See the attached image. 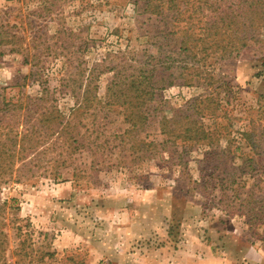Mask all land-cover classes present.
<instances>
[{
    "label": "rangeland",
    "instance_id": "rangeland-1",
    "mask_svg": "<svg viewBox=\"0 0 264 264\" xmlns=\"http://www.w3.org/2000/svg\"><path fill=\"white\" fill-rule=\"evenodd\" d=\"M148 1L0 0V264H264V44Z\"/></svg>",
    "mask_w": 264,
    "mask_h": 264
},
{
    "label": "trees",
    "instance_id": "trees-1",
    "mask_svg": "<svg viewBox=\"0 0 264 264\" xmlns=\"http://www.w3.org/2000/svg\"><path fill=\"white\" fill-rule=\"evenodd\" d=\"M153 0L148 1L147 3H151ZM159 4L156 6L157 9H161L164 5L171 6L177 8L179 5L175 0H157ZM208 3V2H206ZM245 4V5H244ZM235 9L227 8L226 10H222L219 13L216 21L208 22L207 24L210 26L209 29L217 28L215 23L219 20L226 29H233L236 25H239L240 28H235L234 32L239 33L237 36V44L244 46L247 45L250 41L254 40L255 43L264 44V39L258 37L254 32L255 31H263L264 30V0H239L238 4H235ZM240 11V12H239ZM179 14H175L174 18H178V16L182 15V11L178 12ZM217 15V14H216ZM233 16V17H232ZM244 28V29H241ZM251 33V34H250ZM254 33V34H253ZM217 34V33H216ZM201 100L205 99V102H210L211 100L207 97H200ZM206 109H209L207 106ZM199 134L204 138L206 133L203 130L199 131ZM244 138L250 146V150H252L253 156H260V153L257 152L256 145L254 144V136L255 132H246L244 133ZM190 139V138H189ZM254 160L253 158L249 159V162ZM251 163V162H250ZM250 169L254 171L256 168L252 166V163L249 165ZM264 174V171L262 172ZM1 222V220H0ZM5 225V224H4ZM16 234L15 236L19 238V242L14 251H11L9 256L17 257V264H24L28 262L32 263L34 260L39 259L38 261L45 260V257L48 259L45 263L50 264L48 262H54V257L56 256V252H50L43 250L42 252L35 251L34 253V243L32 242L31 235L27 230H24L23 226H16ZM9 243V237L6 232H3V226L0 227V246H4ZM1 256V254H0ZM39 257V258H38ZM57 261V260H56ZM80 264H83L81 262Z\"/></svg>",
    "mask_w": 264,
    "mask_h": 264
}]
</instances>
